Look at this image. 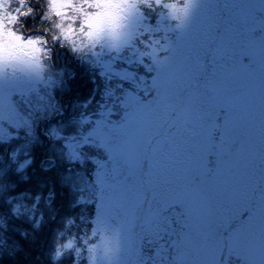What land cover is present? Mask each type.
<instances>
[{
  "label": "trees",
  "instance_id": "obj_1",
  "mask_svg": "<svg viewBox=\"0 0 264 264\" xmlns=\"http://www.w3.org/2000/svg\"><path fill=\"white\" fill-rule=\"evenodd\" d=\"M30 6H33L34 10L39 8V5ZM256 7L260 10L262 4H257ZM22 21L25 31L32 30L28 31L29 35L42 34L35 31L40 23L39 14L22 17ZM146 22L153 25L157 23L155 16ZM217 37L219 35L215 36ZM259 37V40L263 41L261 36ZM249 48L253 50L254 46L250 45ZM217 54L218 52H215L212 56ZM126 55L128 57L132 55L134 61L119 58L120 63H123L122 67L130 66L121 69L118 66V59L115 60L114 64L117 65L113 67L125 71L128 75V79L120 78V84L116 85L109 80L119 79L118 76L105 73L98 68L92 69L85 58L77 57L68 49L61 48L59 42L53 46L49 69L61 74L60 85L54 92L56 108L53 115L38 123L33 137L24 148L18 140L0 144V221L5 225L0 228V264H52L51 253L54 250L56 232L64 228L65 218L76 217L79 225L76 228L77 232L85 226L90 228L91 224L85 225L80 221V217H84L85 221L96 217L100 206L98 197L102 195L115 199L116 194L118 200L126 203L129 209H134L135 201L143 200L142 212H137L138 219L133 230L137 248L134 257L143 258V264H155L159 261L156 259L159 255H162L163 259L156 263L176 264L181 252L188 258L187 260L210 261L212 264H218L223 256L222 251H225V257L227 253L235 254V250L228 242L226 243L228 247L226 249L221 247V253L218 254L216 248L218 240L211 236L215 230L213 221L202 219L201 198L198 200L200 194L196 186L191 184L183 187L164 198H158V202L155 200L153 187H145L143 182L137 180L138 189L129 191L115 178L117 173L124 177L128 171L122 161L127 159L131 162L133 146L146 142L147 136L141 135L140 132L143 130L140 129H144L145 124H148V127L152 125L149 122L155 114V103L164 104L166 101L168 105L172 90L168 93L164 90L169 84L171 87H176L172 82L173 78L168 76H161L154 84L156 73L149 71L151 61L144 59L141 63L137 54L133 52ZM212 56L208 61L214 59ZM245 57L247 56L243 58ZM249 57L252 58L253 55H249L248 59ZM244 77V72L240 77L228 75L223 82L215 83L209 88L212 95L214 93L220 96V99H215L212 109L218 106L229 109L228 127L233 128L234 136L237 138L236 143L240 141L247 143L256 138V134L249 132L248 126L246 127L245 119H242L241 123L239 121L237 112L241 113V106L237 104L233 106L229 103L230 98L235 99V102L244 96L247 99L251 97L248 90L252 87L247 84V77ZM200 79V88L193 89L195 96L201 94L203 88H207L203 85L202 77ZM142 80L148 92L136 87V82ZM188 84L189 78L185 77L179 86L187 87ZM157 88L160 90L159 95ZM129 94L136 96L137 101L126 99ZM146 104L153 106L152 112L145 110ZM99 115L108 117V121L124 119L123 125L116 129L113 136L110 135L109 141L112 142L106 147L100 144L92 148L82 145L84 152L78 159L67 157L65 155L67 146L62 142L66 140V135L77 129L79 123H89ZM127 118L131 120L125 124ZM183 120L184 113L179 104L176 107L175 117H171L170 112L168 118L163 116L162 128L150 130L153 137H159L155 143L151 140V144L148 145L153 152L166 153L164 151L166 147L163 145L169 129L175 125V131L171 135H179L177 127ZM54 130L60 132L63 138H56ZM120 139L121 143H119ZM133 141H136L134 145ZM156 143L161 144L163 148L161 153L154 149ZM227 149L231 150L232 147H226ZM224 158L226 156L222 155L221 159ZM29 159L31 163L21 168ZM194 172L201 177L203 173L205 175L207 173ZM128 192L131 198L125 194ZM202 193L207 194L206 191ZM257 195L260 194L254 189L252 196ZM148 203L153 207L154 214L143 228L142 218ZM14 209L18 210L14 212ZM41 214L43 220L40 227L34 228L33 225ZM22 231L26 235H21ZM148 247L151 248L150 252L147 251ZM132 257L128 260L134 264L135 259ZM227 257V260H230L231 255ZM72 259L71 255L66 256L59 264H72ZM222 264H225V259Z\"/></svg>",
  "mask_w": 264,
  "mask_h": 264
},
{
  "label": "rangeland",
  "instance_id": "obj_2",
  "mask_svg": "<svg viewBox=\"0 0 264 264\" xmlns=\"http://www.w3.org/2000/svg\"><path fill=\"white\" fill-rule=\"evenodd\" d=\"M10 2L12 6L9 11L18 10V0H10ZM205 2L208 7L203 10L195 33L187 42L186 50L192 51L195 55L201 48H207L213 54L215 52L218 54L212 56L214 59H209L208 66L204 70V79L202 77L203 85L207 88H203V92L196 97L198 100H202L205 108L209 111L212 110L215 99H220V96L214 95V93L212 95L209 88L215 83L223 82L228 75L240 77L244 72V78L247 77V84L252 87L251 90L249 89L251 87L248 88L249 90L247 89L251 97L247 99L244 96L235 102V99L230 98L232 102L229 101V103H232L233 106H241V113L240 111L237 112L239 121L241 123L245 119L246 127L248 126L249 132L256 134V138L247 143L244 141L236 143L237 138L234 136L233 128H229L227 142L230 144L227 148L236 145L235 150H226L225 148L222 155H225L226 158L221 159V155L220 161L222 162L219 161L215 172L211 176L208 173L206 175L203 173L201 184L196 186L197 192L200 194L198 200L201 198L202 219L213 221L215 230L211 236L218 240L216 244L218 254L221 253V247L223 249L228 247L227 242L235 250V254L227 253L226 257L224 256L225 251H222L223 259L221 257L218 264H222L224 259L225 264H264V38H262L264 37V0H205ZM257 4H262L260 10L256 7ZM0 17H7L12 23L15 22L14 17L5 16L4 13H0ZM2 23L0 21V24ZM216 35L219 37L215 38ZM259 36L263 41L259 40ZM250 45L254 46L253 50L249 48ZM130 53L132 51L125 48L119 55L105 52L100 55L99 61L96 56L91 55L85 59L92 69L98 68L105 71L104 64L112 63L115 66L117 64L114 63L117 59L118 66L121 69H127L130 66L122 67L123 63H120V59L123 58L130 62L132 59L134 61L132 55L130 57L126 55ZM249 55H253V57L248 59ZM244 56L247 57L243 58ZM15 59L18 57L14 52L10 51L5 55L3 51H0V68L4 66L6 61ZM116 70L126 74L127 78L128 75L125 71L119 68ZM4 72L8 76L7 79L0 80V89L7 95L8 99L3 106H0V112L6 117L0 119V144L18 140L22 143L21 147L24 148L33 137L38 123L53 115L56 108L54 92L55 88L60 85L61 74L49 69V72L43 75L41 79H34L25 74L16 73L11 66L5 68ZM197 72H199L198 69ZM105 73L118 76L114 72L105 71ZM118 77L119 79L113 78L109 81L119 85L121 76ZM102 78L105 79L104 75ZM126 78L122 79L125 80ZM136 84V87L147 91L144 87V80L136 82ZM174 88L169 84L164 92L168 93L171 90L173 92ZM126 99L137 101V97L130 94L127 95ZM164 102V104L155 103V114L152 115L153 118L149 122L152 125L148 127V124H145L144 129H140L143 130L140 134L147 136L146 142L144 141L147 146L151 144L153 137L150 130L152 128L161 129L163 116L167 118L169 116L168 105L166 101ZM130 120L127 118L125 124ZM119 121H108V117L99 115L89 123H79L77 129L70 131L66 137L63 135L66 140L62 142L67 146L65 155L71 159H78L84 152L82 145L92 148L100 144L106 147L108 143L112 142L109 141L110 135L113 136L116 129L124 123V119ZM181 124L182 122L177 127L179 135H171L172 139H169L168 134L164 139L163 147H166L164 148L166 153L180 156L184 152L186 140L181 132ZM53 133H55L56 138L62 137L58 131L54 130ZM162 133L165 135L164 132ZM136 141L132 142L133 145ZM158 143L155 144L154 149L161 153L163 148ZM210 159L215 161V157ZM190 167L193 172L205 171L196 163ZM156 171L158 179L149 186L154 188L156 201L158 198H164L183 187L191 186L189 173H184L170 164L168 166L161 164ZM131 175L132 172L129 170L124 174V177L117 173L115 178L122 183V187L129 189L133 183L137 186V180H139L134 177L131 182ZM137 189L136 187L135 190ZM254 189L260 195L253 197ZM142 191L144 192L145 189L143 188ZM203 191H206L207 194L202 193ZM125 194L131 198L129 192ZM98 199L100 201L99 207L103 211L116 213V216L111 220L112 224L118 223L117 217L119 216L127 217L130 213L136 212L137 209H139L137 212H142L143 200L135 201L134 209H129L126 203L118 200V194H116L115 199L102 195ZM145 232L147 233V231ZM134 240L135 235L128 241L129 256L125 255V260L132 257V254L133 257L135 256L134 251L137 248ZM150 250L151 248L148 247L147 251L150 252ZM152 254L155 255V253ZM228 255H231L230 260H227ZM184 258L188 259L185 255ZM134 259V264H143V258L134 257ZM156 259L161 261L163 256L159 255ZM156 262L155 264H158Z\"/></svg>",
  "mask_w": 264,
  "mask_h": 264
},
{
  "label": "clouds",
  "instance_id": "obj_3",
  "mask_svg": "<svg viewBox=\"0 0 264 264\" xmlns=\"http://www.w3.org/2000/svg\"><path fill=\"white\" fill-rule=\"evenodd\" d=\"M19 6L31 15H40V23L35 31L42 34L29 35L24 22L16 23L4 20L0 24V51L5 55L14 52L18 59L38 62L42 76L49 72L52 48L59 42L61 48L68 49L81 58L97 56L105 52L119 55L129 48L143 60L149 58L153 49L161 59L164 33L155 25L147 23L153 16L175 31H180L186 22V13L194 11L193 5L202 0H18ZM30 5H39L34 9ZM12 6V5H11ZM26 6V7H25ZM140 18L139 24L135 21ZM14 28V31H13ZM31 160L25 161L23 168ZM18 209H14L16 212ZM31 219V216L29 217ZM43 220L41 216L33 227L39 229ZM91 224L79 232L76 217H67L64 228L57 230L54 250L51 253L52 264H59L71 255L72 264H115L114 257L120 245L118 224L110 223L98 227L96 217L85 221ZM0 221V228L4 227ZM21 235H26L21 232Z\"/></svg>",
  "mask_w": 264,
  "mask_h": 264
},
{
  "label": "snow or ice",
  "instance_id": "obj_4",
  "mask_svg": "<svg viewBox=\"0 0 264 264\" xmlns=\"http://www.w3.org/2000/svg\"><path fill=\"white\" fill-rule=\"evenodd\" d=\"M194 11L190 14L186 13V22L184 23L180 31H175L170 26L165 25L164 18L157 22V30L164 33V44L161 51L164 53V58L161 59L157 54L158 50L153 49L149 54L151 65L149 71H155L154 84L161 78V76H168L173 78L172 82L176 85L172 94L169 97L168 108L171 117L176 115V107L179 104L184 113V120L181 124V132L186 140V148L182 155L176 156L170 153L159 154L153 152L150 146L146 144L133 146L132 160L122 161L127 170L132 172V180L136 177L143 182L145 187L151 186L157 181V168L161 164L168 166L169 164L184 172L189 173V179L193 186L201 184V176L191 170L193 163L202 167L209 176H211L219 165L221 155L226 147H228L227 137L229 132L228 120L230 118L229 109L225 106H218L212 110H208L204 107L202 100L194 95L193 89L200 88L201 77L205 76V69L208 66V58L213 55V52L207 48H201V50L193 55V52L186 50L187 42L193 37L199 19L203 13V10L208 7L205 0L201 3L193 5ZM11 10L10 0H0V13H4L5 16H12L15 18V22L22 20V17H28L31 12L25 11L18 5V10ZM35 10L32 9V12ZM0 21L7 23L4 17H0ZM13 22V24L15 23ZM140 18L135 21L139 24ZM14 31V28H13ZM174 34V35H170ZM264 38V37H262ZM183 53V55H181ZM101 55V54H100ZM100 55L96 58L99 61ZM138 59L143 63V55L141 54ZM11 66L17 73H22L30 78L41 79L42 70L38 62L25 61L21 59H15L6 61L4 66L0 68V80L7 79V74L4 69ZM105 71L114 72L121 78H126V74L117 71L112 63L104 64ZM199 70L198 74L196 70ZM198 76V78H197ZM189 78V84L187 87H180V82L185 78ZM157 94H160L159 88L156 89ZM7 95L0 89V106H3L7 102ZM145 110L148 112L153 111V106L146 104ZM6 118L5 115L0 112V119ZM170 122V121H169ZM167 127V125H165ZM175 131V125L169 129V139H172L171 133ZM159 137H153L152 142L155 143ZM121 143V139L119 141ZM118 143V144H119ZM232 150H235L236 145H232ZM211 157H215L213 162ZM130 182V183H131ZM107 184V181H105ZM136 185L133 183L129 191H135ZM147 199H145L146 201ZM144 201V205H145ZM143 205V207H144ZM98 211L96 215V224L98 227H104L111 223V220L116 213H107L102 210ZM139 209H137L138 211ZM137 211L130 213L127 217L119 216L118 230L120 233V245L117 254L114 257L115 264H132V261L125 260L124 256H129L128 253V241L134 236L133 229L136 226L138 219ZM154 209L148 203V208L145 211L142 218L143 228L146 226L148 220L153 216ZM218 236V235H217ZM176 264H212L210 261L201 260H187L184 258L183 252H181L176 260Z\"/></svg>",
  "mask_w": 264,
  "mask_h": 264
}]
</instances>
